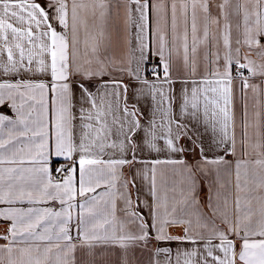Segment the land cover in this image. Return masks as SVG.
I'll return each mask as SVG.
<instances>
[{"label":"snow or ice","instance_id":"obj_1","mask_svg":"<svg viewBox=\"0 0 264 264\" xmlns=\"http://www.w3.org/2000/svg\"><path fill=\"white\" fill-rule=\"evenodd\" d=\"M5 108L0 264H264V0H0Z\"/></svg>","mask_w":264,"mask_h":264},{"label":"crops","instance_id":"obj_2","mask_svg":"<svg viewBox=\"0 0 264 264\" xmlns=\"http://www.w3.org/2000/svg\"><path fill=\"white\" fill-rule=\"evenodd\" d=\"M247 74V73H246ZM149 79H152L151 76H149ZM179 88V86L177 85V89ZM143 108V105H142ZM0 111H5L7 112V114L12 115V113L8 112V110L5 109H0ZM153 158H155V154H153ZM161 158H163V156H161ZM102 159H108L107 156H103ZM190 159V158H189ZM229 159H231V157H229ZM59 163H62V161H59ZM125 173H128V169L125 168ZM234 180V177L232 178ZM102 189H97V192H100ZM133 199H135V193L133 194ZM117 206L118 208L123 207V202L122 201H118L117 202ZM24 207H27V205H24ZM55 207L59 208V205H55ZM118 216L121 217V219H123V213L118 212ZM7 225L4 224L3 222H0V230H2L4 227H6ZM134 227V226H133ZM5 243V241L0 240V244ZM161 247L163 246H168L171 247L173 249V255L175 254V249L177 248V245L175 243L170 244V245H160ZM155 247L154 242L150 243L149 247H138L135 250V260H136V264H151V261L153 259V248ZM182 247H188V245H183ZM108 251L110 253L109 255V260H110V264H118V260H119V256H120V249L117 246H112L110 248H108ZM76 260H77V264H83V261L86 259V255H85V250L84 249H77L76 253ZM161 261H163L164 256L163 254H161L160 257H158Z\"/></svg>","mask_w":264,"mask_h":264}]
</instances>
